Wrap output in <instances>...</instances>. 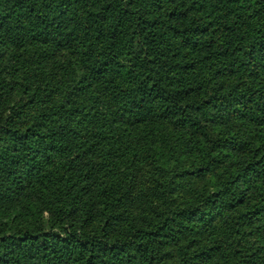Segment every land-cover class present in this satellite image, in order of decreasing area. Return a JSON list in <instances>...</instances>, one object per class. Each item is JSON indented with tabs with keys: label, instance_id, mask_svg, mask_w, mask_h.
I'll return each instance as SVG.
<instances>
[{
	"label": "trees",
	"instance_id": "trees-1",
	"mask_svg": "<svg viewBox=\"0 0 264 264\" xmlns=\"http://www.w3.org/2000/svg\"><path fill=\"white\" fill-rule=\"evenodd\" d=\"M1 38L22 52L0 63V105L18 89L27 101L6 102L24 127L0 122V264H264L239 221H257L264 201L233 216L242 172L180 206L188 171L173 173L161 136L143 160L135 145L118 154L155 119L198 131L226 106L264 125V0H0ZM59 48L77 74L65 82L47 69ZM234 75L245 88L199 101L211 78ZM203 152L196 177L213 163Z\"/></svg>",
	"mask_w": 264,
	"mask_h": 264
},
{
	"label": "rangeland",
	"instance_id": "rangeland-1",
	"mask_svg": "<svg viewBox=\"0 0 264 264\" xmlns=\"http://www.w3.org/2000/svg\"><path fill=\"white\" fill-rule=\"evenodd\" d=\"M0 50L5 55L0 60V63L7 67L14 64L15 60L18 59L17 56L22 52L16 43H5L2 38L0 40ZM71 58L72 56L68 49L59 48L55 58L51 61L52 64L50 63L47 66L48 72L52 74V77H56L58 80L61 79L63 82L70 80L71 77H77V74H73V64L70 62ZM209 79L210 77H208ZM209 81L210 87L206 90V95L203 94L199 98V101H205L210 97H214V89L216 88V91L220 94H227L233 92L236 87L238 90L246 87L244 79L240 75L219 80L211 78ZM21 93L22 90L18 89L8 100L2 102L0 105L1 123H11L13 127H24L23 123H19L17 116H13L12 118L13 112L11 113L9 111L6 103L7 101L10 105L17 101H20V105L21 103H26V98L19 97L22 95ZM83 93L84 96L88 95L89 89L85 88ZM209 107L211 106L209 105ZM213 112L217 113L215 122H207L205 120L203 122V128L198 131L190 127L178 128L171 121H159L156 119L144 123L141 127H135L134 129L132 127L130 129L133 130L134 136L128 138L131 142L128 141L127 143V139H125V144L120 146L118 154L120 155L122 152L126 155L129 154L132 152L131 147L135 145L139 155L142 156L140 159L143 160L146 156L147 144H150L155 138L157 139L161 136L162 147L167 155L171 157L170 161L173 173H177L180 168L188 171V174L178 179L181 182L182 190L178 194L176 201L180 206H184L188 201L195 199L198 201H206L210 195H213L218 181L222 180L229 173L237 175L242 172L243 177L241 181L236 186L234 185V187H237L235 188V193L240 194L241 191L245 194L246 206L234 212L235 214L233 216L241 215L244 213L246 207L249 209L254 203L264 201V125L257 126L248 117H242L240 114L232 112L231 108L227 107L226 109V106L220 110L213 108ZM157 128H161V134L159 136ZM127 136L129 137V135ZM4 144L7 146V149L13 147L12 141H6ZM205 148L209 149L210 159L213 163L210 166V170L204 176L196 177L193 173L197 172L204 163L203 149ZM107 152L108 148H104L102 151L103 154H98V156L107 154ZM22 168L23 171H26L27 166L22 164ZM152 168L145 165L141 173L140 186H143L145 182L152 179L154 175ZM18 177L20 180H24L22 176ZM1 178L4 180L3 175H0ZM19 179L17 180L20 182ZM23 197L20 200L21 203L26 200L28 201V198L32 199L27 195ZM14 204L11 201L4 205L13 207ZM20 205L22 206L23 204ZM0 212H3L2 208ZM227 212L229 211H224L223 214ZM212 214L215 215L214 217H218L217 222L220 221L221 217L219 216V212L212 211ZM239 221L244 223L241 226L242 229L245 228L250 233L249 239L253 244L254 250L257 251L256 255L261 257L263 255L262 261H264V254L259 251L264 244V215L254 222L245 219ZM203 224L205 223L201 224L199 222L196 227L200 228ZM215 228L217 232H213L214 238L211 237V239L218 241L221 235L220 233L223 232V227L222 225H216ZM204 236L206 237V235H201L202 239H204ZM204 241L206 247H212L210 253L218 255L222 251V244L211 243L207 240Z\"/></svg>",
	"mask_w": 264,
	"mask_h": 264
}]
</instances>
